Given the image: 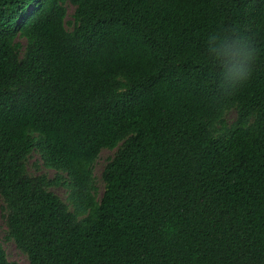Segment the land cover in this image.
I'll list each match as a JSON object with an SVG mask.
<instances>
[{
    "label": "trees",
    "instance_id": "trees-1",
    "mask_svg": "<svg viewBox=\"0 0 264 264\" xmlns=\"http://www.w3.org/2000/svg\"><path fill=\"white\" fill-rule=\"evenodd\" d=\"M0 197L30 264H264V0H0Z\"/></svg>",
    "mask_w": 264,
    "mask_h": 264
},
{
    "label": "rangeland",
    "instance_id": "rangeland-1",
    "mask_svg": "<svg viewBox=\"0 0 264 264\" xmlns=\"http://www.w3.org/2000/svg\"><path fill=\"white\" fill-rule=\"evenodd\" d=\"M72 12V8H70V13ZM69 18H71V14L69 15ZM236 117L235 111H230L227 114V120L229 122H232ZM113 155V150L109 149H103L100 153V156L95 163L94 166V173L96 175L97 183H98V188H99V195L102 194L104 190V183L101 179V174L103 171V168L105 166V163L108 160V157ZM50 175H53V171H50ZM54 192L57 193L59 196H61L64 200H66L67 197V192L64 187H54L53 188ZM2 199L0 197V240L3 242V245L5 247V250L7 252L8 258L10 260L17 261L19 264H30L28 257L26 254H24L13 241H6L4 240V235L6 232V224L5 220L2 217Z\"/></svg>",
    "mask_w": 264,
    "mask_h": 264
},
{
    "label": "clouds",
    "instance_id": "clouds-1",
    "mask_svg": "<svg viewBox=\"0 0 264 264\" xmlns=\"http://www.w3.org/2000/svg\"><path fill=\"white\" fill-rule=\"evenodd\" d=\"M255 52L256 49L254 48L248 51H242L240 49H237V51L235 53H232L231 55L233 57L239 55L240 59L237 60L235 63H232V66L228 68L227 71L237 79L248 78L252 73V69L248 67V65L258 59V57L255 56Z\"/></svg>",
    "mask_w": 264,
    "mask_h": 264
}]
</instances>
